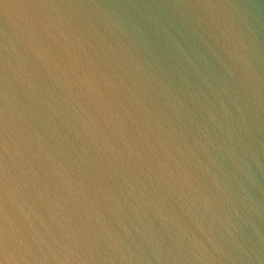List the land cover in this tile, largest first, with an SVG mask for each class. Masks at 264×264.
I'll return each mask as SVG.
<instances>
[{"label": "water", "instance_id": "water-1", "mask_svg": "<svg viewBox=\"0 0 264 264\" xmlns=\"http://www.w3.org/2000/svg\"><path fill=\"white\" fill-rule=\"evenodd\" d=\"M0 264H264V0H0Z\"/></svg>", "mask_w": 264, "mask_h": 264}]
</instances>
